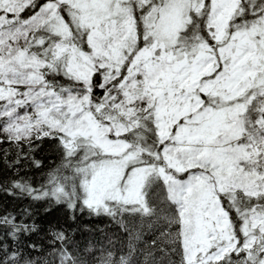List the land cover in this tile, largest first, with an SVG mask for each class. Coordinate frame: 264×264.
Wrapping results in <instances>:
<instances>
[{
  "label": "snow or ice",
  "instance_id": "6c2138e0",
  "mask_svg": "<svg viewBox=\"0 0 264 264\" xmlns=\"http://www.w3.org/2000/svg\"><path fill=\"white\" fill-rule=\"evenodd\" d=\"M140 256L264 264V0H0V264Z\"/></svg>",
  "mask_w": 264,
  "mask_h": 264
},
{
  "label": "rangeland",
  "instance_id": "374dc122",
  "mask_svg": "<svg viewBox=\"0 0 264 264\" xmlns=\"http://www.w3.org/2000/svg\"><path fill=\"white\" fill-rule=\"evenodd\" d=\"M35 156L37 159L44 160L45 163L55 162L47 156L41 146L37 149ZM57 221H59L60 223H64L65 221H67V223L71 224L72 228L76 231L77 240L80 241L82 244L91 243L93 245H98L97 238L92 236L93 232L96 233V235L98 236L100 234L99 228H97L94 217H89L87 213H85L83 215H80L79 218L75 222H73L72 220L68 219L67 209L59 204L50 205L48 203H41L36 206V222L41 227H47L49 223L54 224ZM133 228L137 231H143L144 238L146 240L151 241V239H153V237L150 235V228L146 223L134 222ZM80 229L87 230L90 233L85 234L83 236V234L80 233ZM43 235L44 233L40 232L36 236H33L32 239L38 241L39 237H42ZM126 239L127 237L124 239V241H126ZM140 257L145 259L146 261L148 259L147 256Z\"/></svg>",
  "mask_w": 264,
  "mask_h": 264
},
{
  "label": "trees",
  "instance_id": "16d2710c",
  "mask_svg": "<svg viewBox=\"0 0 264 264\" xmlns=\"http://www.w3.org/2000/svg\"><path fill=\"white\" fill-rule=\"evenodd\" d=\"M41 148L44 150V152L47 154V156L52 160L56 162V157L54 155V153L51 150V145L45 143L40 145ZM95 223L97 225V228H99V236L96 235V233L93 232L92 236L96 237L98 242L100 244H106L107 241L104 239V233H102L100 231V229H106L107 231V235L109 237H111V239L113 240V242H121L124 241V239L126 238V235L121 231L120 228L111 225V222L108 220V218H96L94 217ZM80 233L83 234V236L85 234H88L90 232H88L87 230H83L80 229ZM100 237V238H99ZM139 259L141 260L142 264H145V259L139 257Z\"/></svg>",
  "mask_w": 264,
  "mask_h": 264
}]
</instances>
